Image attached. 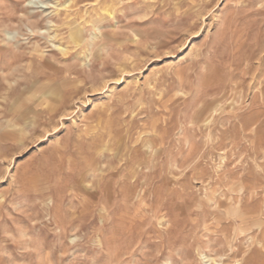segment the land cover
<instances>
[{
  "label": "rangeland",
  "instance_id": "1",
  "mask_svg": "<svg viewBox=\"0 0 264 264\" xmlns=\"http://www.w3.org/2000/svg\"><path fill=\"white\" fill-rule=\"evenodd\" d=\"M27 1L0 0V264H264V0Z\"/></svg>",
  "mask_w": 264,
  "mask_h": 264
},
{
  "label": "bare ground",
  "instance_id": "2",
  "mask_svg": "<svg viewBox=\"0 0 264 264\" xmlns=\"http://www.w3.org/2000/svg\"><path fill=\"white\" fill-rule=\"evenodd\" d=\"M32 3V0H28L27 1V4L29 5V4H31ZM27 5V6H28ZM50 6V5H49ZM103 11V10H102ZM60 19V18H59ZM78 27V26H77ZM77 27H75V29L77 28ZM73 28V27H72ZM71 28V29H72ZM50 29V28H49ZM70 29V30H71ZM75 29H74V32H75ZM72 31H73V29H72ZM77 31V30H76ZM99 31V30H98ZM71 34V33H70ZM77 35H79V32H76L75 34H71L70 35V39H72V41L74 42L73 44H75V42H77V40L78 39H76V37H77ZM93 38V37H92ZM69 39V38H68ZM80 40V39H79ZM67 43V42H66ZM76 44H78V43H76ZM86 52V51H85ZM49 92H46V93H44V95H47ZM45 98V97H44ZM209 117H210V113L209 112H204L203 114H202V116H201V120H200V122L201 123H204V125L207 123V121H208V119H209ZM33 121V120H32ZM142 146L143 147H145V150H146V154H147V156H150V157H152V156H154L155 155V153H156V151L154 150V145L152 144V142H151V140L150 139H148V138H146V139H144V141H143V144H142ZM152 162V161H151ZM151 162H149V163H151ZM142 165V163H137L136 164V167H139V166H141ZM143 165H146V162L145 163H143ZM94 170V169H93ZM96 171V170H95ZM95 171H92V173H94ZM134 172L136 171V170H133ZM238 200V199H237ZM233 209V208H232ZM239 211V210H238ZM259 221V220H258ZM256 222V227L258 228V227H260V222ZM161 223V222H160ZM253 226V225H252ZM200 261H202L203 262V264H210L211 262L210 261H212L211 259H210V257L209 258H207L205 255H201L200 256ZM208 262H210V263H208ZM214 264V263H213Z\"/></svg>",
  "mask_w": 264,
  "mask_h": 264
}]
</instances>
